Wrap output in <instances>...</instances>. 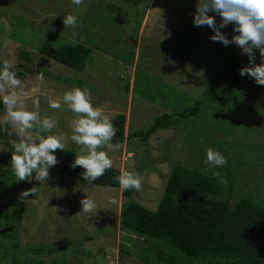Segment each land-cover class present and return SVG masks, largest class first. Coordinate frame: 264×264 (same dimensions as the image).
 <instances>
[{
    "label": "rangeland",
    "instance_id": "374dc122",
    "mask_svg": "<svg viewBox=\"0 0 264 264\" xmlns=\"http://www.w3.org/2000/svg\"><path fill=\"white\" fill-rule=\"evenodd\" d=\"M6 1L0 0V63L24 64L20 52L30 53L33 64L26 66L36 74L19 90L26 108L33 110L32 100L38 98L40 118L56 120L53 134L66 137L76 114L66 105L48 106L49 98L63 103L65 90L87 88L94 106L112 123L125 115V142L108 155L120 173H139L142 186L133 189L134 201L156 210L176 166L214 176L204 163L209 148L226 152L236 177L251 171L235 187L222 183L226 197L236 202L237 194L249 195L251 189L256 201L264 197V86L241 76L242 88L230 102L204 96L217 88L225 91L229 80L219 72L233 57L239 71L248 56L234 44L211 41L209 27L194 26L196 0H83L79 8L72 0H15L4 7ZM68 14L78 17V26L65 28ZM221 31L229 39L236 34L232 25ZM46 41L55 47L82 43L93 52L83 70L73 69L41 54ZM255 62L260 63L258 50ZM202 98L199 116H179ZM164 114L175 115L170 129L147 142L133 137ZM3 116L0 126L6 124ZM68 151L77 153L79 146L69 140L63 152L56 150L59 162ZM6 155L0 143V165ZM226 170L214 171L224 177ZM46 183L18 182L11 166L1 168L0 264H13L16 254L21 264H147L150 247L120 229L123 190L82 183L51 169ZM30 189L34 193L21 201L20 193ZM85 196L96 204L90 213L81 211ZM50 250L57 252L48 255ZM152 264L162 263L155 258Z\"/></svg>",
    "mask_w": 264,
    "mask_h": 264
},
{
    "label": "trees",
    "instance_id": "16d2710c",
    "mask_svg": "<svg viewBox=\"0 0 264 264\" xmlns=\"http://www.w3.org/2000/svg\"><path fill=\"white\" fill-rule=\"evenodd\" d=\"M50 43V41L45 42L40 49L41 54L73 69L83 70L93 52L91 47L82 43L60 47ZM19 59L24 61V64H17L11 67V70L16 72L21 81H25L29 75L36 74L33 69L26 66L33 64V59L26 51L20 52ZM229 61L226 64V71L219 72L221 77L224 76L229 80L227 88L225 91L217 88L206 92L204 96L207 99L230 102L242 88L243 79L238 71L240 64L234 61V57ZM125 88L128 90L129 85ZM203 98L184 109L179 116L184 119L199 116ZM3 112V105L0 104V116ZM174 116L164 114L146 131L134 133L133 137L147 142L160 130L170 129ZM126 122V116L123 114L117 115L113 120L117 130L113 143L125 142ZM10 131L7 123L0 126V143L7 149L6 159L2 160L0 170L3 166H11V146L7 142L15 136L10 137L8 135ZM219 152L228 159L224 177L231 186L235 187L241 176L246 180L245 177L251 175V171H248L247 174L236 177L232 173L234 169L230 166L226 152L221 150ZM75 155L76 152H66L58 165L51 170L89 184L81 176L84 171L82 168L71 167ZM120 174L119 170L111 168L89 185L120 189L119 183L114 179ZM133 194V189L122 191L125 202L120 212V229L137 236L140 242L144 240V243L150 247L148 250L150 252L147 253H150L152 259L148 255L147 264H152L155 258L162 264H264V197L256 201L253 189L249 195L237 194L239 196L235 199L236 202H232L224 195L225 187L218 177L190 170L184 166H176L168 177L163 197L156 210H150L134 201ZM5 216L8 218L10 215L5 214ZM15 218L16 221H20L21 215ZM155 245L158 250L153 253L152 247ZM43 252L45 251L37 250L36 253ZM55 252L57 251L50 250L47 254ZM18 261L16 254L12 262L21 264ZM56 262L53 260L51 264Z\"/></svg>",
    "mask_w": 264,
    "mask_h": 264
},
{
    "label": "clouds",
    "instance_id": "9594fccd",
    "mask_svg": "<svg viewBox=\"0 0 264 264\" xmlns=\"http://www.w3.org/2000/svg\"><path fill=\"white\" fill-rule=\"evenodd\" d=\"M72 3L79 8L83 0H72ZM217 17L220 18L218 24ZM63 23L65 28L76 27L78 17L68 14L64 16ZM193 24L209 27L214 33L209 37L213 42H219L225 47L231 44L238 46L248 56V64L239 70L240 76L252 78L257 85L264 86V0H196ZM229 25H232V32L236 33L231 39L226 32L221 31ZM256 50L260 56L259 64L255 62ZM22 85L16 72L11 70L9 61H3L0 64V104L4 108L3 120L11 129L8 135H15L7 143L11 146V169L18 182L35 180L40 185L47 184L50 169L59 163L56 150L63 152L69 140L79 146L71 167L82 168L84 171L81 176L87 183L92 184L113 167L108 151L120 147L119 142L113 143L117 130L112 121L103 115V109L94 106L91 92L87 88L65 90L63 103L48 99L49 108L60 109L66 105L70 112L76 114L77 118L72 121V134L66 137L53 134L56 120L51 117L40 118L36 110L40 103L38 98L32 100L33 110L26 108L19 91ZM204 163L211 166L213 175L221 183H227L225 177L214 171L228 164L227 157L209 148ZM114 179L121 190L139 191L142 186L141 177L135 171H124ZM31 193H34L32 189L23 191L19 199L25 201ZM80 203L81 211L85 213L92 212L96 207L95 201L87 196Z\"/></svg>",
    "mask_w": 264,
    "mask_h": 264
},
{
    "label": "water",
    "instance_id": "95a60500",
    "mask_svg": "<svg viewBox=\"0 0 264 264\" xmlns=\"http://www.w3.org/2000/svg\"><path fill=\"white\" fill-rule=\"evenodd\" d=\"M12 3H15V0H7L5 3H4V7H8L10 6ZM214 33H211V35H213Z\"/></svg>",
    "mask_w": 264,
    "mask_h": 264
}]
</instances>
